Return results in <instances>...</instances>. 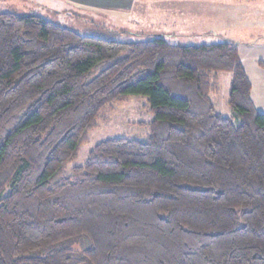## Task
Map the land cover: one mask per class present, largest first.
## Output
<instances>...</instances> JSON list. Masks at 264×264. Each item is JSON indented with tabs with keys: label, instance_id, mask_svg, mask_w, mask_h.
<instances>
[{
	"label": "trees",
	"instance_id": "16d2710c",
	"mask_svg": "<svg viewBox=\"0 0 264 264\" xmlns=\"http://www.w3.org/2000/svg\"><path fill=\"white\" fill-rule=\"evenodd\" d=\"M219 73L227 117L211 99ZM250 89L229 42H119L0 13V264H264ZM130 96L153 116L146 139L103 140L68 170Z\"/></svg>",
	"mask_w": 264,
	"mask_h": 264
},
{
	"label": "rangeland",
	"instance_id": "374dc122",
	"mask_svg": "<svg viewBox=\"0 0 264 264\" xmlns=\"http://www.w3.org/2000/svg\"><path fill=\"white\" fill-rule=\"evenodd\" d=\"M6 12L39 16L81 36L119 42L140 41L152 35L180 45L233 42L247 36L244 28L252 27L256 34L257 25L264 26V0H0V13ZM216 77L218 92L211 99L216 111L227 117L231 76L219 73ZM146 106L145 97L130 96L105 109L68 170L82 166L103 140L146 139L153 120ZM69 246L81 250L79 242Z\"/></svg>",
	"mask_w": 264,
	"mask_h": 264
},
{
	"label": "crops",
	"instance_id": "0c3cea01",
	"mask_svg": "<svg viewBox=\"0 0 264 264\" xmlns=\"http://www.w3.org/2000/svg\"><path fill=\"white\" fill-rule=\"evenodd\" d=\"M257 26L256 34L253 33L254 28L247 27L243 31L248 37L244 36L229 43L237 47L240 62L250 82V99L255 109L264 115V70L257 65L258 61L264 62V26Z\"/></svg>",
	"mask_w": 264,
	"mask_h": 264
}]
</instances>
